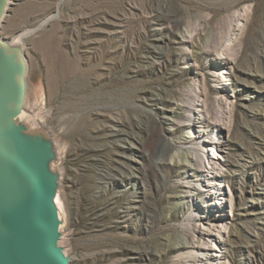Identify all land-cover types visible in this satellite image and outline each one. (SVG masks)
I'll return each mask as SVG.
<instances>
[{
    "label": "rangeland",
    "instance_id": "obj_1",
    "mask_svg": "<svg viewBox=\"0 0 264 264\" xmlns=\"http://www.w3.org/2000/svg\"><path fill=\"white\" fill-rule=\"evenodd\" d=\"M22 32L72 264H264V0H11L0 35ZM168 122L175 143L215 141L219 193L162 164Z\"/></svg>",
    "mask_w": 264,
    "mask_h": 264
},
{
    "label": "water",
    "instance_id": "obj_2",
    "mask_svg": "<svg viewBox=\"0 0 264 264\" xmlns=\"http://www.w3.org/2000/svg\"><path fill=\"white\" fill-rule=\"evenodd\" d=\"M11 0H0V25ZM22 43L0 35V264H72L61 244L59 173L48 129L20 117L26 99ZM62 228V229H63Z\"/></svg>",
    "mask_w": 264,
    "mask_h": 264
},
{
    "label": "bare ground",
    "instance_id": "obj_3",
    "mask_svg": "<svg viewBox=\"0 0 264 264\" xmlns=\"http://www.w3.org/2000/svg\"><path fill=\"white\" fill-rule=\"evenodd\" d=\"M47 21H48V19L44 20L43 23H46ZM26 34H27V32H22L18 36V38H15L13 40H15L16 42H20L21 43L20 39L23 38V36H25ZM192 109L194 111L196 108H192ZM24 113H25V106H24V110L22 111L20 117H23ZM168 120H171V118H167V121ZM186 120L189 121L188 124H186V125H188L189 128H191V126H193L194 123H195L194 120L192 118H190V114H189V117L186 118ZM167 124L168 125L165 128L164 137L161 138V143L160 144L162 145V147H167L168 148V155L165 156L166 158H163V160H162L163 163L162 164H175V165H178L180 162H183V163H184V161L188 162L189 163V167H191V169L193 170L192 171L193 172V176H194L193 178H195L196 180H199V181H201L203 183L202 187L197 188V190L198 191H202L204 193H207L210 196L213 195L214 192H216V193L218 192L219 193L220 184H218L216 181L219 180L218 176L220 175V173H223L222 172L223 168H222V166L220 164H218L217 162L213 161L212 159L216 158V159L220 160V159H222V157L214 152V154H212L208 158V157L204 156V154H202V152H201V151H208L211 148H213V146H215V144H214L215 141H213V144L209 143V145L208 144L206 145V142L208 143V140L204 139V133L197 134V138H199L201 141H198V142L196 141L195 145L193 144L194 145L193 147H195V148L197 147L196 150H193L192 147H190V145H188V141H186V140L185 141H181L180 143H175V142L169 140L167 136L172 134L173 127H172V123L168 122ZM195 137H196V135H195ZM162 147L160 146V148H162ZM172 150H174V151L172 152ZM202 162L203 163L207 162V164H209L211 166L210 170H207L212 175V178L209 179V180H206L203 177V175L199 172L200 165H202ZM235 170H236V168L232 169L231 171L235 172ZM190 195L191 194L186 193V196H190ZM55 201H56V205H57V207L59 209L60 217L64 221V219H65V208H64V205H63V202H62V199H61L59 193H57ZM62 226H63V224L61 225V230L63 231V229H62L63 227ZM215 237H216V235H215ZM220 237L221 236L219 234H217V239L219 238L218 240H220ZM188 243L189 242L187 240H183L180 243H178L177 246L178 247H183L186 244L188 245ZM188 247H190V246H188ZM212 248L215 249V250L218 249V247L215 246V245ZM186 253L189 254L190 256H201V257H209V255L216 257V256L219 255V253H214V252L208 253V251H204V252L196 251L193 248L187 250Z\"/></svg>",
    "mask_w": 264,
    "mask_h": 264
}]
</instances>
